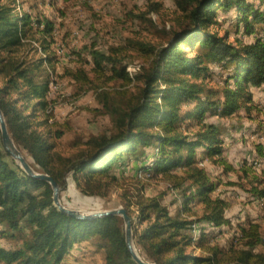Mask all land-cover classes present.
<instances>
[{
  "label": "trees",
  "instance_id": "16d2710c",
  "mask_svg": "<svg viewBox=\"0 0 264 264\" xmlns=\"http://www.w3.org/2000/svg\"><path fill=\"white\" fill-rule=\"evenodd\" d=\"M6 1L0 0V105L27 160L60 184L64 205L70 207L62 196L69 177L83 195L105 198L120 181L114 171L119 162L150 159L141 168L160 174L177 195L166 203L167 191H140L134 201L123 194L143 258L155 264H264L261 224L248 216L234 224L230 201L217 190L221 182L200 163L206 157L224 174L237 172L240 186L264 201V168L254 165L257 158L238 167L226 159L219 121L264 113L255 99L264 89V0H174L180 13L170 36L149 27L151 13L165 7L151 1L140 18L157 39L127 35L108 50L85 44L71 50L74 66L54 49L69 0H21L20 11L5 10ZM41 6L53 8L55 16ZM221 11L234 13L233 40L218 18ZM132 51L150 66L131 74ZM56 74L94 90L110 119L105 131L76 136L69 154L58 148L67 126L55 119ZM199 203L202 209L195 210ZM226 227L229 246L216 240ZM0 239L6 241L0 243V264H68L77 244L99 253L97 264H140L128 248L121 215L80 219L62 211L51 183L12 158L1 129Z\"/></svg>",
  "mask_w": 264,
  "mask_h": 264
},
{
  "label": "rangeland",
  "instance_id": "374dc122",
  "mask_svg": "<svg viewBox=\"0 0 264 264\" xmlns=\"http://www.w3.org/2000/svg\"><path fill=\"white\" fill-rule=\"evenodd\" d=\"M151 1H162L165 7L160 12L151 13L152 26L149 27L170 36L168 29L171 26L177 27L175 16L180 13L174 0H69L72 6L68 16L63 21L61 17L57 19L58 22L62 21L64 24L58 26L57 41L54 44L55 51L62 56L66 65L74 66V62H70L71 50L85 44L96 43L98 48L108 50L109 46L121 42L122 38L127 35H143L154 40L157 39L156 36L147 33V29L144 27L148 22L146 23L143 21L144 19L140 18L145 15ZM21 5L23 6L21 0H8L4 9L7 11L19 9L18 11H20L23 8ZM41 8L53 16L56 14L49 6H41ZM233 16V12L223 11L218 16L225 28H229L231 31L230 40H233L237 35L232 28ZM220 33L223 34L224 30L221 29ZM238 35L246 40L249 39L242 33ZM188 50L191 52L190 49ZM128 54L131 55L130 60L133 61L130 66L131 74H135L137 68L149 67L151 64V60L142 57L139 52L132 51ZM55 76L56 80L51 84L52 96L57 98L58 102L55 119L58 124L67 126L65 135L58 141V148L65 154H69L73 150L72 144L76 136L88 137L92 134H99L108 128L110 119L104 102L98 99L94 90L80 89L75 81L62 78L57 74ZM117 88L120 87L117 86ZM255 99L260 103V106L264 107V89L255 92ZM252 114L255 117L253 119L245 116L219 119L225 132L226 159L237 167L254 158L264 159V154L259 149V145H261L264 152V113L261 114L255 110ZM149 161L150 159L137 161L133 156L130 162L123 165L119 162L114 171L120 176V181L105 198L83 195L69 177L70 186L62 193L63 199L71 208L87 212L124 206L123 194L127 199L134 201L140 191L149 195L167 191L168 194L164 201L170 203L177 193L172 187L170 192L167 190L171 184L168 185V181L160 174L153 176L149 171L141 168L145 162ZM200 163L207 166L215 179L221 182L217 190L229 199L228 215L233 219L234 224H238L248 216L261 224L264 234V201L254 199L251 193L249 194L240 186L239 182H243V179L239 181L237 172L224 174L221 164L206 157H203ZM239 174L242 175L243 171H240ZM232 180L237 183H228ZM248 181V178L244 180L246 186ZM175 207L173 205L171 209L175 210ZM201 209L200 203L195 206V210ZM196 233L198 232L196 231ZM231 236L232 233L226 227V231L221 232L216 240L222 245L229 246ZM4 242H6L5 239H0V243ZM75 247V252L68 264H97L100 261V254L85 250L83 244H77ZM195 252L200 254L202 251L197 248Z\"/></svg>",
  "mask_w": 264,
  "mask_h": 264
},
{
  "label": "water",
  "instance_id": "95a60500",
  "mask_svg": "<svg viewBox=\"0 0 264 264\" xmlns=\"http://www.w3.org/2000/svg\"><path fill=\"white\" fill-rule=\"evenodd\" d=\"M0 129H1L3 144L5 145L8 152L11 154L12 158L31 176L46 180L51 183L54 191L55 204L62 211L80 219H96L99 217H106L110 215H121L124 218V222H125V235H126L127 245L129 250L133 254L134 258L140 264H155L143 258L139 254L135 242L133 219L129 214L127 208H125V206H121L109 210H97L91 212L65 206L60 195L61 194L60 184L50 174L46 172L37 171L33 167V165L27 160V158L25 157V155L17 145L16 141L14 140L13 136L9 131V127L1 105H0Z\"/></svg>",
  "mask_w": 264,
  "mask_h": 264
},
{
  "label": "bare ground",
  "instance_id": "6f19581e",
  "mask_svg": "<svg viewBox=\"0 0 264 264\" xmlns=\"http://www.w3.org/2000/svg\"><path fill=\"white\" fill-rule=\"evenodd\" d=\"M254 165L257 167V168H264V160L262 159H256L254 161ZM197 226L195 225V230H196Z\"/></svg>",
  "mask_w": 264,
  "mask_h": 264
}]
</instances>
